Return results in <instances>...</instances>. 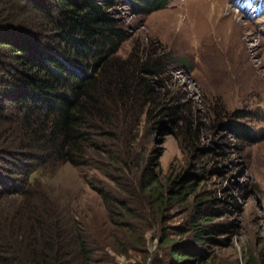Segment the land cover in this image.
<instances>
[{
    "label": "trees",
    "instance_id": "1",
    "mask_svg": "<svg viewBox=\"0 0 264 264\" xmlns=\"http://www.w3.org/2000/svg\"><path fill=\"white\" fill-rule=\"evenodd\" d=\"M130 1L136 12L151 13L172 0ZM117 4L0 0V158L10 166L0 168L6 171L0 172V184L15 180L19 187L1 189L23 197L0 211V264L112 263L80 223L29 193L32 174L53 163H95L111 179L112 191L92 187L109 222L120 230L122 253L133 247L142 251L146 232L157 229L165 256L150 264H208L212 252L207 246L229 244L228 238L218 240L231 232L222 220L227 209L215 205L224 200L203 201L200 193L191 199L197 174L190 170L161 181L135 151L137 132L127 136L131 122L125 128L122 117L136 107L153 128L177 124L183 116L181 106L164 103L167 96L154 85L167 69L160 55L117 56L127 39L111 13ZM6 108L13 110L5 114ZM228 126L238 137L249 138L251 130L243 124ZM16 168H22L21 178H13ZM6 196L0 194V207ZM175 207L182 219L168 224L166 213Z\"/></svg>",
    "mask_w": 264,
    "mask_h": 264
},
{
    "label": "rangeland",
    "instance_id": "2",
    "mask_svg": "<svg viewBox=\"0 0 264 264\" xmlns=\"http://www.w3.org/2000/svg\"><path fill=\"white\" fill-rule=\"evenodd\" d=\"M226 12L240 25L246 54L243 60L253 63L247 72L235 63L225 71L215 60L218 49L234 44L217 17ZM111 13L127 36L117 56L160 55L167 69L154 85L167 96L164 103L178 104L182 109L179 123L159 128L145 125L137 107L130 116L123 115L125 128L131 122L127 136L138 134L135 151L141 153L143 166L161 181L190 170L197 174L190 186V190L196 188L191 199L200 193L203 201L224 200L215 205L227 209L222 220L231 225V232L219 235L218 240L228 238L229 244L207 246L212 252L208 264H264V0H172L151 13H138L130 0H118ZM164 54L172 61L166 62ZM228 55L234 59L235 49ZM12 110L6 108L5 114ZM233 121L251 130L248 139L238 137L228 126ZM95 166L50 164L43 172L32 174L33 192L29 193L80 223L112 260L108 264H150L154 257L160 263L158 258H163L165 251L159 244L158 229L146 232L142 251L133 247L127 253L120 252L124 247L120 230L109 222L102 198L92 185L109 191L116 187ZM6 167L10 168L9 163L3 164L0 158V168ZM21 169L16 168L13 178H21ZM15 183L0 184V194L7 195L0 211L10 210L23 199L1 189ZM180 210L175 207L166 213L170 215L168 224L180 222ZM141 225L145 229L144 222Z\"/></svg>",
    "mask_w": 264,
    "mask_h": 264
},
{
    "label": "bare ground",
    "instance_id": "3",
    "mask_svg": "<svg viewBox=\"0 0 264 264\" xmlns=\"http://www.w3.org/2000/svg\"><path fill=\"white\" fill-rule=\"evenodd\" d=\"M213 10L216 13L215 8H213ZM217 17L220 22L223 21L224 29L228 30V35L227 34L226 35L229 38V42L234 43V44H229L227 46H222L221 49H218L219 52L215 57L217 64L219 65L221 69L225 71H230L232 64L235 63L239 69H242L244 72H247L251 68L253 63L251 64L250 61H248V59L246 58L243 60V57L246 56V54L243 52L245 44H244V41L240 37L241 35L240 25L237 22L234 23V21L232 20L231 12H226V14L218 15ZM211 40L213 41L212 38ZM235 47L237 48V51ZM233 49H235L234 59H232V57L228 55V53L232 51Z\"/></svg>",
    "mask_w": 264,
    "mask_h": 264
}]
</instances>
